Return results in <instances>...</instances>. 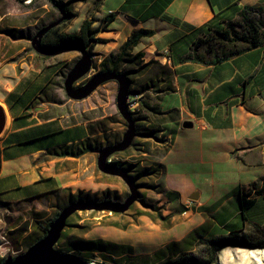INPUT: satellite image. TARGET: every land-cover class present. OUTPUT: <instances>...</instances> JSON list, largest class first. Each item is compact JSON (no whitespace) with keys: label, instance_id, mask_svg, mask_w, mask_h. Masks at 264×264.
<instances>
[{"label":"crops","instance_id":"crops-1","mask_svg":"<svg viewBox=\"0 0 264 264\" xmlns=\"http://www.w3.org/2000/svg\"><path fill=\"white\" fill-rule=\"evenodd\" d=\"M245 5L264 10V0H116V4L73 0L70 7L76 16L64 28L76 33L85 19L97 27L107 18L106 27L96 37L110 45L122 44L139 29L153 31L140 38L133 52L142 51L144 62L153 59L166 65V75L154 79L160 91L149 88L144 92L163 114L138 121L139 125L146 123L136 137L151 140L161 135L166 149L155 164L158 168L148 173L147 167L133 170L137 177L149 180L156 173L153 183L145 178L137 182L128 173L141 187V196L147 185L156 186L158 205L177 203L180 212L189 196L199 192L198 200L191 201L190 226L184 238L196 228L210 235L216 226L225 234L264 225V191L256 194L264 180V45L212 64L182 60L195 39L222 21L236 19ZM10 58L0 52V105L6 113L0 135V204L53 194L68 199L75 192L114 185V176L97 169L90 125L39 118L31 105L47 87V78L24 101V94L42 72ZM149 74L140 83L155 76ZM160 79L169 81L170 90L161 89ZM163 116L171 117L158 120ZM187 121L190 127L183 126ZM147 129L156 130L155 136H146ZM83 148L85 152L77 155ZM50 150L65 154L54 155ZM242 194L254 198L243 212L244 224Z\"/></svg>","mask_w":264,"mask_h":264},{"label":"rangeland","instance_id":"rangeland-1","mask_svg":"<svg viewBox=\"0 0 264 264\" xmlns=\"http://www.w3.org/2000/svg\"><path fill=\"white\" fill-rule=\"evenodd\" d=\"M109 2L116 4V0H109ZM52 13L56 17L59 16L58 13L50 9L46 0H33L32 2L30 0H0L1 55L11 56L10 59L13 62L24 63V68L32 65L33 68H38L42 72L24 94V101L35 90L38 83L47 78V87L41 91L40 96L31 105L32 108L36 107L34 112L39 118L41 115L48 114L60 118L63 124L87 123L91 127L94 147L100 148L119 141L126 129V123L119 115L115 105L116 82L109 81L99 85L82 100H71L66 96L62 84L66 73L78 60L80 53L70 51L50 56L42 62L35 60L30 49L31 37L38 31L40 22L47 23L49 15ZM67 27L68 24H65L64 28ZM120 45L101 42L88 50L94 53L91 70L78 79L74 86L83 84L99 71L110 69L108 59L111 54L115 57L119 53ZM154 61L157 63L154 64L155 66L153 65L154 67L151 66V69H155V72L159 71V65L162 68L165 65L158 60ZM47 65L50 66L46 67ZM122 69L121 66L117 71L122 72ZM147 74L148 72L142 76L131 75L129 77L131 92L136 93L137 89H140V85L144 84L140 81L142 82ZM135 120L137 123L141 119ZM144 124L140 123V125ZM136 141L140 143L137 146L134 145ZM165 149L161 135L157 139L151 140L138 136L134 138L129 148L114 154L111 159L120 161L137 182L144 178L151 182L156 178V173H152L153 178L149 180L144 176L143 178L137 177L138 173L133 170L147 167L146 172L148 173L149 170L158 168L155 164L159 163ZM114 177V185L109 188L87 193L75 192L73 196L81 194L100 200L123 201L129 193L128 188L119 177ZM145 188L141 199L134 202L124 213L106 210H78L74 212L67 219V224L54 248L59 252H69L85 259L88 255L87 250L77 249L76 242L80 240L109 242L115 245L111 246L113 253L94 251L93 257H100L110 264L140 263L141 258L151 259L158 252H161L162 255L175 254L179 251L192 252L199 258H205V250L202 245L196 244L189 249L182 242L190 226L188 218L192 202L188 212L183 214L177 203L171 205L168 202H162L158 205L160 201L157 198L158 188L156 186L147 185ZM206 195L204 194L201 200H204ZM67 204L68 199H64L58 194L29 199L14 205L0 204V258L25 252L34 243L31 240L39 233L41 226ZM224 231L223 228L216 226L211 229L209 234H223ZM247 232L256 234V231H253L251 227ZM121 250L125 254L120 253ZM212 264H264V249L227 247L218 253L216 261Z\"/></svg>","mask_w":264,"mask_h":264},{"label":"trees","instance_id":"trees-1","mask_svg":"<svg viewBox=\"0 0 264 264\" xmlns=\"http://www.w3.org/2000/svg\"><path fill=\"white\" fill-rule=\"evenodd\" d=\"M33 0H30L32 2ZM49 4L50 9L53 12L59 14L58 17L54 16L53 13L49 15L48 22H40L38 28L41 29L45 25L51 23L52 21L61 17L62 13L65 15V19L62 20L58 25L50 28L42 37L41 43L48 47H59L64 44H78L85 47L87 50H91L97 43L103 42L99 37H96L97 33L100 30H103L106 27L108 19L104 18L97 27L93 26V20L85 19L80 24L78 32L76 33H67L64 31V25L73 19L76 14L71 10V2L73 0H68L63 2L62 0H46ZM103 22V23H102ZM153 34L152 30L148 29H139L133 31L129 38L125 40L119 48V53L114 57L113 54L109 57L110 69L119 70L122 66V73L126 74L128 77L133 75L134 77L142 76L148 72L147 76L151 75L149 73L154 72L155 76L149 79L140 85V89H137V93H142V99L139 103V108L136 112L131 113L134 119L148 120L149 116H155L162 113L159 109L158 103L151 99V96L147 93H144L149 88H152V92H158L159 81H155L156 77H163L166 75V65H159V71H154L151 69L154 67L157 62L150 60L149 62H144V55L142 51L133 52L134 47L138 44L140 38L144 36H151ZM33 37V36H32ZM31 37V39H32ZM264 45V10L261 7H254L245 5L238 13L236 19L222 21L219 27L208 28L207 32L195 39L189 47V51L186 55L182 57L183 61H193L204 64H212L227 60L231 57H234L238 54H241L245 51L251 50L253 48ZM34 54L35 60L39 62L45 61L50 56L40 55L30 47ZM154 65V66H153ZM47 65L46 67H49ZM152 66V67H151ZM151 71V72H149ZM165 78H168L166 76ZM162 81L161 89L170 90L171 85L167 79H160ZM163 114V113H162ZM53 115H41L42 119L53 118ZM136 117V118H135ZM171 116L158 117V120H166ZM143 125L136 123L137 131ZM153 125H151L152 127ZM148 132L146 136H155L156 130L147 129ZM97 146H95L96 148ZM90 148V147H88ZM99 148V147H97ZM89 150V149H88ZM54 155H64L65 151L57 153L55 150L48 151ZM85 152V148L79 149L76 154H81ZM121 165L120 161L116 162ZM254 186V185H253ZM264 191V180L262 181L259 189L256 191V194ZM76 200L80 201H101L97 198H91L88 195H69L68 203ZM103 200V199H102ZM254 202V198H247L246 195L242 194L239 197L240 210L242 213L243 224L245 222V217L243 212L250 207ZM57 214V213H56ZM56 215L53 216L48 222L41 226L39 233L34 236L32 242L37 241L43 237L48 229L50 222L54 219ZM253 231H256V234L250 232H243L242 230H231L225 234L218 235H206L203 232H200L199 229H194L188 234L185 238L182 239L183 244L190 249L191 246L196 244L202 245L205 250V258L197 257L192 252H183L179 251L177 253H171L167 255H162L161 252L155 253L151 259H142L140 263L135 264H212L216 261L218 253L227 247H238V248H248V249H264V225L259 226L253 224L251 226ZM248 230V229H247ZM31 243V242H30ZM75 246L79 250H87L85 260L93 257V252L98 251L101 253L109 252L113 253L111 246H115L111 243H103L98 240H80L75 243ZM185 247V248H186ZM120 248H123L120 246ZM124 253V251H120ZM118 253V254H120ZM111 256V254H110ZM4 258H0V264L3 262Z\"/></svg>","mask_w":264,"mask_h":264},{"label":"water","instance_id":"water-1","mask_svg":"<svg viewBox=\"0 0 264 264\" xmlns=\"http://www.w3.org/2000/svg\"><path fill=\"white\" fill-rule=\"evenodd\" d=\"M45 25L39 29L31 39V47L34 52L44 56H56L61 53L78 51L80 56L78 60L66 73L63 80V89L68 98L79 101L88 97L99 85L114 81L117 84L115 96V105L119 115L126 123V129L119 141L106 144L93 151L97 154V169L107 175L119 177L127 186L129 193L125 199L120 202L112 199H103L101 201H80L69 202L62 207L50 222L48 229L43 237L30 245L25 252L15 256H7L1 264H88V261L69 252H59L54 246L60 239L67 219L78 210H98L110 211L114 213H124L129 207L141 198L139 186L135 183L128 171L121 165L114 163L111 157L119 152L129 148L134 138L138 135L136 120L127 107L128 98L134 93L130 91L131 81L129 77L115 69L99 71L93 74L83 84L75 87L74 83L86 75L91 70L94 53L89 52L85 47L78 44H64L59 47H48L41 43L43 35L52 27L58 25L65 19V15ZM6 125V113L0 105V135L3 133ZM184 127H190L191 123L184 122ZM199 192L195 191L189 196L190 201H197Z\"/></svg>","mask_w":264,"mask_h":264},{"label":"built area","instance_id":"built-area-1","mask_svg":"<svg viewBox=\"0 0 264 264\" xmlns=\"http://www.w3.org/2000/svg\"><path fill=\"white\" fill-rule=\"evenodd\" d=\"M142 93H134L133 95H131L128 100H127V107L129 110V105H137V110L139 108V103L140 100L142 99ZM134 113V112H131ZM191 206V201L187 200L184 203V210H183V214H186L188 212V210L190 209ZM88 264H104V260L101 259L100 257H94L88 260Z\"/></svg>","mask_w":264,"mask_h":264},{"label":"bare ground","instance_id":"bare-ground-1","mask_svg":"<svg viewBox=\"0 0 264 264\" xmlns=\"http://www.w3.org/2000/svg\"><path fill=\"white\" fill-rule=\"evenodd\" d=\"M136 110H137V105H129L130 112H135ZM104 264H110V262L104 260Z\"/></svg>","mask_w":264,"mask_h":264},{"label":"flooded vegetation","instance_id":"flooded-vegetation-1","mask_svg":"<svg viewBox=\"0 0 264 264\" xmlns=\"http://www.w3.org/2000/svg\"><path fill=\"white\" fill-rule=\"evenodd\" d=\"M112 160V159H111ZM113 161H114V163H116L117 161L115 160V159H113ZM117 164V163H116ZM120 202H122V201H120Z\"/></svg>","mask_w":264,"mask_h":264}]
</instances>
